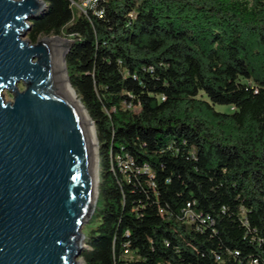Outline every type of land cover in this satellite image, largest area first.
<instances>
[{"label": "trees", "instance_id": "16d2710c", "mask_svg": "<svg viewBox=\"0 0 264 264\" xmlns=\"http://www.w3.org/2000/svg\"><path fill=\"white\" fill-rule=\"evenodd\" d=\"M42 2L98 145L82 264H264V0Z\"/></svg>", "mask_w": 264, "mask_h": 264}, {"label": "water", "instance_id": "95a60500", "mask_svg": "<svg viewBox=\"0 0 264 264\" xmlns=\"http://www.w3.org/2000/svg\"><path fill=\"white\" fill-rule=\"evenodd\" d=\"M43 9L42 0H0V264H79L98 196L85 110L58 69V46L66 74L71 42L27 39Z\"/></svg>", "mask_w": 264, "mask_h": 264}, {"label": "bare ground", "instance_id": "6f19581e", "mask_svg": "<svg viewBox=\"0 0 264 264\" xmlns=\"http://www.w3.org/2000/svg\"><path fill=\"white\" fill-rule=\"evenodd\" d=\"M58 45H60V41L59 43H57ZM64 52L65 49L63 47H59L58 46V69L60 71V76H61V85L63 87V89L66 91V93H68L69 95H71V97H74L73 92L71 91L68 82H67V75L64 72V63H63V56H64ZM84 115V120L89 132V136H90V141L92 144V148H93V165H92V169H93V201L96 200V182L98 181V162H97V158H96V154H95V145H96V140H95V135L93 132V128H92V124L90 119L87 117V115L85 114V112L83 113ZM83 246V245H82Z\"/></svg>", "mask_w": 264, "mask_h": 264}, {"label": "rangeland", "instance_id": "374dc122", "mask_svg": "<svg viewBox=\"0 0 264 264\" xmlns=\"http://www.w3.org/2000/svg\"><path fill=\"white\" fill-rule=\"evenodd\" d=\"M73 6V8L76 10V11H78L79 10V8L82 6L81 5V2H79L78 0H75V3L72 5ZM51 38H53V37H51ZM62 39H66V38H63V37H61ZM19 88H20V90H23V86H22V84H20L19 85ZM6 98H8V99H10V95L9 94H7L6 95ZM217 111H219V112H225V113H227V112H231L233 109L232 108H224V106H217L216 108H215ZM94 127V126H93ZM92 127V128H93ZM93 132H94V130H93ZM94 135H95V132H94ZM91 218H92V216H91ZM89 219V221L83 226V228H82V233H83V235L84 236H87L88 235V233H89V231H90V229L93 227V225L95 224L94 222H92V219ZM84 245H85V241L83 242V250H84ZM78 262H79V264H82V261H81V258H78Z\"/></svg>", "mask_w": 264, "mask_h": 264}, {"label": "built area", "instance_id": "2783aa9c", "mask_svg": "<svg viewBox=\"0 0 264 264\" xmlns=\"http://www.w3.org/2000/svg\"><path fill=\"white\" fill-rule=\"evenodd\" d=\"M72 1V0H71ZM79 2H81V7L79 8V10L81 11H85L86 9H89L91 8L97 0H78ZM75 2H72V5L74 4Z\"/></svg>", "mask_w": 264, "mask_h": 264}]
</instances>
